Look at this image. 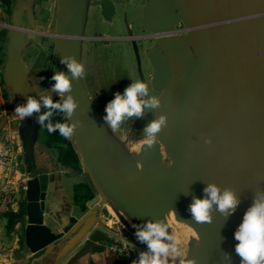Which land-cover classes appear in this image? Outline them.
<instances>
[{"label": "water", "instance_id": "1", "mask_svg": "<svg viewBox=\"0 0 264 264\" xmlns=\"http://www.w3.org/2000/svg\"><path fill=\"white\" fill-rule=\"evenodd\" d=\"M69 2L58 0L56 27L46 34L58 36L65 54L79 61L68 39L73 36L68 34ZM25 6L32 14L30 0H15L7 24L5 75L15 104L37 95L25 80L22 32L42 31L21 25ZM179 21L186 36L175 32ZM141 25L160 46L147 51L153 65L152 85L164 88L156 116L167 115L168 127L160 135L169 154L177 157L170 166L161 160L158 142L151 149L143 146L139 152L143 176L153 194L174 207L177 216L191 222L199 232L202 241L193 247L188 259H196L197 264H224L222 253H227L231 264H240L234 232L252 204L255 190H264V0H145ZM105 37L130 38L137 50V35L131 31ZM67 74L71 75L69 71ZM14 109L0 118V130L16 117ZM205 137H211V145L204 143ZM181 155L189 162L179 159ZM16 160L28 177L24 242L31 252L29 264L64 232H55L43 223L48 170H26L19 156ZM207 183L232 188L240 204L227 219L214 211L211 223H197L188 209L193 196L203 198ZM95 200L92 197L88 206ZM87 210L73 204L67 228L87 217ZM84 221L89 222V218ZM108 240L107 234L90 224L73 245L78 248L71 259L100 250Z\"/></svg>", "mask_w": 264, "mask_h": 264}, {"label": "rangeland", "instance_id": "2", "mask_svg": "<svg viewBox=\"0 0 264 264\" xmlns=\"http://www.w3.org/2000/svg\"><path fill=\"white\" fill-rule=\"evenodd\" d=\"M133 2L134 4L132 5L124 0L117 5V13L114 18L115 24L112 27L106 20H101L95 7L90 6L88 0H81L78 9L77 0H70L69 17L70 15L73 17L76 12L73 18V29L78 30L79 34L86 35L98 31H106L111 36L126 34L130 31L136 32L141 23L142 11L140 5L144 4L145 0H134ZM31 3L34 4L32 16L29 15V7L25 6L24 13L21 16V25L42 32H22L24 44L21 54H23V61L27 68L25 80L29 89L35 90L36 93L37 91L41 93L51 88V85L54 83L51 80L53 72H64L66 66L58 62L59 56L63 57L64 54L60 52V49H57L56 38L46 34L56 27L58 0H31ZM6 20L8 23L10 22V13L7 14ZM178 36H186V33H179ZM106 42V44H103L100 41L89 39L74 40L75 50L78 51L81 62L85 67V74L82 79L76 80L73 84L72 93L79 101V107L75 112L78 116L74 114L72 120L81 121L82 126L77 129L70 140L60 136L58 132L49 133L47 129L43 130L42 138L46 143L63 148L71 146L77 154L78 161L82 155L83 159L92 163L94 175L84 172L79 176L82 181L77 186V191L81 192L82 195L96 189L94 178H97L101 184L106 181L104 183L106 187L104 188L103 186V190L106 192L112 191L113 183L110 185L107 181L111 176L110 171L112 167L108 168L107 164L112 161L115 163L116 160L125 165L128 164L130 173L132 172L139 180L134 181V187L138 185V188L147 190L155 198L160 219L166 222L169 232L178 242V248L181 253V256L177 258L178 264L180 258L188 259V250L195 244L199 234L188 224L187 220L177 216V211L174 207L161 201L144 183L143 162L141 157H139V152L145 146L142 129L148 120L156 117V112H146L145 118L126 120L115 131L107 128L103 121L105 106L113 98L114 93L117 91L122 92L131 81L137 79L143 80L141 75H143L145 82L149 84L151 95L161 97L162 89L156 90L150 86L151 72L149 64L142 57L141 67H138L136 53L131 40L129 45L122 43L116 38L106 40ZM152 43L153 41L137 42L142 49ZM5 57L2 67L0 66V70L3 72V79ZM93 98L95 100H92ZM11 105L15 106V102L13 101ZM59 116H61V119H59ZM57 121L64 122L63 114H56L53 117V122ZM90 125L93 127L94 132L90 131ZM84 140H86L85 155L82 153L83 150L81 151ZM157 142L159 144L161 160L166 164H171L174 158L166 151L161 135ZM63 164L67 165L66 163ZM92 176L95 177L93 178ZM114 190L119 191L118 188L116 189V186ZM171 259L172 257L170 256V264Z\"/></svg>", "mask_w": 264, "mask_h": 264}, {"label": "crops", "instance_id": "3", "mask_svg": "<svg viewBox=\"0 0 264 264\" xmlns=\"http://www.w3.org/2000/svg\"><path fill=\"white\" fill-rule=\"evenodd\" d=\"M122 1L124 0H88V3L90 6L95 7L97 14H101L102 18L104 17L109 25L113 27L115 24L114 18L117 13L116 7ZM126 1L132 5L134 4V0ZM80 2L81 0H77V9L79 8ZM143 5L144 4L140 5L141 11ZM75 14L76 12L74 15ZM29 15L32 16L30 11ZM74 15L71 19L73 28ZM6 16L7 13H5L0 7L1 67L4 62V57L6 56V45L9 30ZM102 33L105 34L104 36L109 35L106 31H103ZM110 39L112 38L107 37L98 41L106 44V40ZM119 40L128 45L130 43V40L127 39ZM76 52L79 62H81L80 55L77 50ZM6 61L4 79L2 78L3 72L0 70V118L18 105H11L14 101V95L5 75ZM64 72L67 74V67ZM75 81L76 80L73 81V84ZM55 96H57V94ZM84 120L88 121L87 119ZM11 121V123L14 124L13 132L15 143L18 145L16 158L19 156L20 162L26 170L33 167H43L48 170V181L42 215L43 223L55 232H64L62 236L46 246L43 254L37 258H33L29 264H81V258L86 253L72 260L71 256L78 248V246L73 248V245L76 244L83 231L88 228L90 224H92L93 229H98L100 232L107 234V236L111 231H117L119 234L137 241L140 246L139 252L146 250V245L140 243L136 239L135 229L132 225H140L148 220L160 219V216L156 208L155 198L151 196L147 190L138 188V185L137 187H134V181L139 180L132 174V172L130 173L128 164L125 165L122 162H117V160L115 163L112 161L107 164L108 168L112 167L110 171L111 176L107 179L109 182L108 184L112 185L113 183L112 191L106 192L103 190L102 187H106V184H104L106 181L101 184L97 178H94L95 176H92L94 178V182L96 183V189L82 195L81 192L77 191V186L82 181L79 176H81L84 172L94 175L92 163L83 159L81 155L79 158L78 168L67 164L71 168V171L66 174L60 173L59 167L63 163H59L57 160L56 150L54 147L43 140V128L35 123V114L33 117L25 120H21L18 116H16ZM90 127V131L92 130L91 132H94L93 127L91 125ZM85 148L86 140H84V143L81 146L83 155H85ZM113 186H116V189L118 188L119 191L114 190ZM92 197H96V200L92 205L88 206V201ZM22 201L23 199L18 200L17 206L13 211L18 209L19 204ZM23 202L25 205V199ZM73 204H78L81 209L88 207V210L84 215L87 217L77 220L72 227L67 228V223L71 218V207ZM86 218H89V222L84 221ZM6 222L7 218L0 216V264H27L31 252L24 242V228L26 224L25 212L21 219L13 221L11 227H7ZM197 240L198 237L196 241ZM103 245L104 247L100 250L90 252L102 254L107 251L108 255L106 257H102L99 262L90 259L88 264H124L123 257L120 254L111 251L107 247L106 242H104Z\"/></svg>", "mask_w": 264, "mask_h": 264}, {"label": "clouds", "instance_id": "4", "mask_svg": "<svg viewBox=\"0 0 264 264\" xmlns=\"http://www.w3.org/2000/svg\"><path fill=\"white\" fill-rule=\"evenodd\" d=\"M60 63L67 67L71 75L63 71L53 72L51 80L54 83L51 89L45 94L37 91L36 96H27L26 101L18 104L14 112L21 120L35 114V123L41 128H46L49 133L58 132L60 136L70 140L82 126L81 121L72 120L79 107V101L71 93L73 81L83 78L85 67L74 55L60 57ZM51 92H55L59 99L54 100ZM160 104V97L150 94L149 84L137 79L131 81L122 92L114 93L113 98L105 106L103 121L107 128L115 131L126 120L145 118L146 112L158 113ZM56 114H63L64 122H53ZM167 127L166 114H159L148 120L142 129L144 145L149 149L153 148L161 132ZM204 143L211 145V137H205ZM203 193V198L192 197L188 209L197 223H211L214 211H218L227 219L240 204L237 192L230 187L222 188L216 183H207ZM132 227L135 229L136 239L146 245V250L138 252L131 264H170V256L171 264H177V258L181 256L178 242L163 220H148L140 225L133 224ZM234 239L237 241L235 253L240 257V264H264V190L259 188L255 190L252 204L245 211L242 222L235 230ZM107 255V251L102 254L86 253L81 258V264H88L90 259L99 262ZM222 260L224 264H231V256L227 253H222ZM178 264H197V261L180 258Z\"/></svg>", "mask_w": 264, "mask_h": 264}, {"label": "built area", "instance_id": "5", "mask_svg": "<svg viewBox=\"0 0 264 264\" xmlns=\"http://www.w3.org/2000/svg\"><path fill=\"white\" fill-rule=\"evenodd\" d=\"M14 124L8 120L0 130V216L13 211L19 199H25V190L28 177L21 172L16 152L18 145L15 143ZM71 168L62 164L59 172L69 173ZM106 242L107 247L123 257L124 264H131L139 252L137 241L128 238L117 231H111Z\"/></svg>", "mask_w": 264, "mask_h": 264}, {"label": "flooded vegetation", "instance_id": "6", "mask_svg": "<svg viewBox=\"0 0 264 264\" xmlns=\"http://www.w3.org/2000/svg\"><path fill=\"white\" fill-rule=\"evenodd\" d=\"M100 9H101V7H100ZM100 17H101V20H105L104 19V17L102 18V15L100 14L99 15ZM70 18L72 19V17H71V15H70V17H69V32H68V34H71V35H73V36H69V40H70V42L72 43V45L74 46V48H75V44H74V40L75 39H89V40H94V41H98V40H102V39H105V38H107V37H105L104 35L105 34H103L102 32H100V31H98V32H96V33H93V34H88V35H86V34H79L78 33V31H76V30H74L73 29V27H72V24H71V22H70ZM56 19H57V14H56ZM180 22V21H179ZM178 22V23H179ZM176 23L175 25H174V28H175V32H176V34L178 35L179 33H184V31H182L181 30V23ZM132 33H135L136 35H137V37L135 38V40H136V43L137 42H150V41H153V43L152 44H149L147 47H145L144 49H142V48H140L141 46L139 45V44H137V50H136V58H137V64L139 65L138 67H141V61H142V57H144L145 59H146V61L148 62V64H149V67H150V72H151V80H150V86L152 87V88H154V89H156V90H160V89H158V88H155L153 85H152V73H153V65H152V63L150 62V60H149V58H148V54H147V51H148V49L151 47V46H156V47H158L159 49H160V46H159V44H158V42L156 41V37L155 36H153V35H151V33L149 32V31H147V30H145L143 27H142V25H141V23H140V27H139V29L136 31V32H132ZM86 36H89V37H86ZM53 37H55L56 38V40H57V44H56V46H57V49L59 50L60 49V52H63V50H62V45H61V42H60V39H59V37L58 36H53ZM113 39V38H112ZM116 39H122V38H116ZM125 39V38H124ZM127 40H131L132 41V39H130V38H127ZM162 52V51H161ZM163 53V52H162ZM63 56H65L66 54L63 52ZM60 57L61 56H59V59H58V62L60 63ZM61 64V63H60ZM140 70V69H139ZM141 71V70H140ZM142 74V73H141ZM141 77L143 78V81H145L144 80V77H143V75H141Z\"/></svg>", "mask_w": 264, "mask_h": 264}, {"label": "trees", "instance_id": "7", "mask_svg": "<svg viewBox=\"0 0 264 264\" xmlns=\"http://www.w3.org/2000/svg\"><path fill=\"white\" fill-rule=\"evenodd\" d=\"M14 2L15 0H0V7L5 13L9 14L14 5ZM53 99L56 100V99H59V97L54 96ZM59 119H61V116H59ZM45 129L46 128H43V130ZM50 145L54 147V149L56 150V156H57V160L59 161V163H66L75 168H78L79 166L78 157H77L75 150L71 146L63 148L61 146L54 145V144H50ZM23 201L19 204V207L16 211H9L1 215L2 217L7 218V222H6L7 227H11L13 221H17L21 219V217L24 215V202Z\"/></svg>", "mask_w": 264, "mask_h": 264}, {"label": "bare ground", "instance_id": "8", "mask_svg": "<svg viewBox=\"0 0 264 264\" xmlns=\"http://www.w3.org/2000/svg\"><path fill=\"white\" fill-rule=\"evenodd\" d=\"M183 33V32H182ZM162 90H164V88L162 87ZM167 151V150H166ZM168 152V151H167ZM169 153V152H168ZM171 157H173L174 158V160H173V162L171 163V164H169L170 166L175 162V160H177V157L176 156H174V155H171V154H169ZM179 157V159H181L182 161H184V162H189V159L188 158H186V157H184V156H178ZM214 179V181H216V177L215 178H213ZM145 185H147L148 186V184H147V180L145 179ZM149 187V186H148ZM161 200V199H160ZM161 201H163V200H161ZM172 208V207H171ZM173 209V208H172ZM188 224H190L196 231H197V229L192 225V223L191 222H189L188 221ZM198 232V231H197ZM198 234H199V232H198ZM201 241H202V238H201V236H200V234H199V237H198V240L195 242V244L188 250V254L191 252V250L193 249V247L195 246V245H199L200 243H201Z\"/></svg>", "mask_w": 264, "mask_h": 264}]
</instances>
